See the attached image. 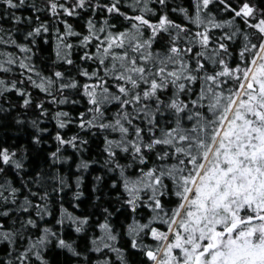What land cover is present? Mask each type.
Wrapping results in <instances>:
<instances>
[{"label": "snow or ice", "instance_id": "6c2138e0", "mask_svg": "<svg viewBox=\"0 0 264 264\" xmlns=\"http://www.w3.org/2000/svg\"><path fill=\"white\" fill-rule=\"evenodd\" d=\"M33 106L26 164L4 137ZM67 161L101 165L88 214L64 206ZM58 250L55 264H264V0H0V264Z\"/></svg>", "mask_w": 264, "mask_h": 264}, {"label": "trees", "instance_id": "16d2710c", "mask_svg": "<svg viewBox=\"0 0 264 264\" xmlns=\"http://www.w3.org/2000/svg\"><path fill=\"white\" fill-rule=\"evenodd\" d=\"M40 0H37V3L39 4ZM179 4L187 5L190 0H176ZM21 14L23 15H29L30 12L27 10H21ZM90 15V13H84L82 18H68L69 23L73 25V27L77 31L83 32L84 29V19L87 18V16ZM47 15L42 16L41 20L47 19ZM99 18V17H97ZM175 19H180L179 16H174ZM61 27V30H63V25H59ZM41 47L46 55H48L50 58H54L53 53V44H54V38L52 36L49 37V42L47 44H44L41 40ZM74 59H78V54L74 53ZM34 97L37 99L42 98V95L38 90L34 91ZM13 102L18 103V101L15 98V94H13ZM82 110V109H81ZM17 111L20 112L21 117L24 119L25 123L23 126L19 127H10L7 135L4 137V139L7 141L9 145L13 146H27L29 148V161L26 162H34L38 158V148L37 146L30 144V135L35 134V129L32 128L29 121L31 119H35L37 116H39V113L35 110L34 106L28 110H22L19 107L17 108ZM16 113H13V116H15ZM41 127H46L49 129L48 133L43 134V140L46 142L45 144L39 146L40 149H43L44 152H50L55 149V143L52 140V136L55 134V121L51 119H44L41 118ZM75 131V129H73ZM70 134V133H68ZM100 152V147L98 143L95 140H90L89 144V151L84 154V159L89 160H100L101 157L98 155ZM65 155H73L72 149H67L64 153ZM75 159V158H74ZM101 165L98 163H94L90 166L89 170L86 172H82L81 170H77L75 167L74 161H67L63 163L62 171L66 173H70L69 176V184L70 187L65 189L64 193V206L68 209V211L75 213L76 215H84L88 214L93 209L91 208V204L93 202L92 200V184L94 183V176L97 174H100ZM31 171L27 172V175H31ZM78 175H83V184H82V190L84 191L85 195L80 198L79 201H74L72 199V193L76 191L75 188V177ZM16 184L19 186V178H16ZM75 203H80L81 207L79 209L74 207ZM54 209V215L52 217H46V222L50 225H54L57 229L59 228L58 225H55V220L59 217V204L55 203L53 206ZM96 216H100V212L96 211ZM103 217H101L102 219ZM95 219V217H94ZM65 238L70 240H77L78 245L83 242V234H76L74 231V228L71 226L70 221H66L65 223ZM70 255V254H69ZM65 260V252H62L60 250L57 251L54 257V264L55 261H64Z\"/></svg>", "mask_w": 264, "mask_h": 264}]
</instances>
